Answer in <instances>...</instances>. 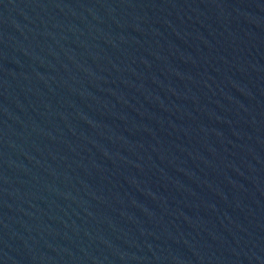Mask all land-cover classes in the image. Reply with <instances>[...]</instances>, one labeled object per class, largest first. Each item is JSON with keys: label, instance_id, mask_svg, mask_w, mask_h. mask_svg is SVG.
I'll return each instance as SVG.
<instances>
[{"label": "water", "instance_id": "95a60500", "mask_svg": "<svg viewBox=\"0 0 264 264\" xmlns=\"http://www.w3.org/2000/svg\"><path fill=\"white\" fill-rule=\"evenodd\" d=\"M0 264H264V0H0Z\"/></svg>", "mask_w": 264, "mask_h": 264}]
</instances>
